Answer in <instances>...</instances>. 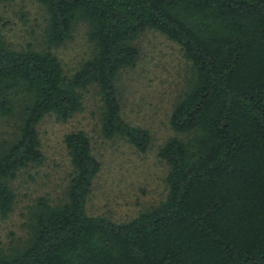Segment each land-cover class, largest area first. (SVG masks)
Masks as SVG:
<instances>
[{
	"label": "trees",
	"instance_id": "obj_1",
	"mask_svg": "<svg viewBox=\"0 0 264 264\" xmlns=\"http://www.w3.org/2000/svg\"><path fill=\"white\" fill-rule=\"evenodd\" d=\"M49 15L48 47L17 50L0 21V115L20 118L0 148V217L13 211L17 172L42 163L38 125L68 120L92 84L102 98V133L142 152L146 128L128 122L116 81L135 67V41L147 29L181 45L192 62L190 85L176 102L171 137L159 156L169 167L166 200L118 223L90 215L87 200L100 160L84 131L66 134L74 172L67 199L40 197L31 234L0 264H264V0H39ZM89 25L94 55L68 77L52 48Z\"/></svg>",
	"mask_w": 264,
	"mask_h": 264
},
{
	"label": "rangeland",
	"instance_id": "obj_2",
	"mask_svg": "<svg viewBox=\"0 0 264 264\" xmlns=\"http://www.w3.org/2000/svg\"><path fill=\"white\" fill-rule=\"evenodd\" d=\"M0 21L10 47H48L49 15L39 0H0ZM88 31L89 25L81 21L69 39L52 48L68 77L95 53ZM135 44L140 58L135 67L120 71L116 85L124 118L150 131V147L142 152L121 136L103 135V101L96 84L81 90L83 107L68 120L47 114L38 125L45 159L17 172L11 181L16 193L13 211L5 219L0 217V248L5 252H16L30 238V219L40 197L52 205L67 199L74 167L65 136L71 132L84 131L91 140L93 154L101 162L87 200L90 215L123 223L166 200L170 167L159 156V150L171 137H192L176 132L170 125L176 102L189 88L192 62L181 45L155 29L145 30ZM19 124L17 116L0 115V148L17 136Z\"/></svg>",
	"mask_w": 264,
	"mask_h": 264
}]
</instances>
